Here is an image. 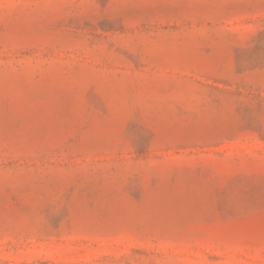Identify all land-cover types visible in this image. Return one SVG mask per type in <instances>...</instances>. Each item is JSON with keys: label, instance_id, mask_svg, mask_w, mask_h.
<instances>
[{"label": "rangeland", "instance_id": "rangeland-1", "mask_svg": "<svg viewBox=\"0 0 264 264\" xmlns=\"http://www.w3.org/2000/svg\"><path fill=\"white\" fill-rule=\"evenodd\" d=\"M0 264H264V0H0Z\"/></svg>", "mask_w": 264, "mask_h": 264}]
</instances>
